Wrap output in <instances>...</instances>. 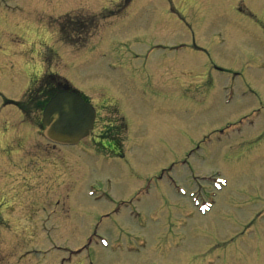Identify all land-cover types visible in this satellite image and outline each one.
<instances>
[{
  "label": "rangeland",
  "instance_id": "rangeland-1",
  "mask_svg": "<svg viewBox=\"0 0 264 264\" xmlns=\"http://www.w3.org/2000/svg\"><path fill=\"white\" fill-rule=\"evenodd\" d=\"M129 1H35L36 9L46 4L43 19L82 11L91 21L85 35L51 42L47 19L29 22L26 3L0 0V264H169L181 252L186 264H264V216L244 232L264 209V0H132L124 7ZM116 6L122 12L112 14ZM21 17L24 42L15 29ZM163 24L170 30L162 38ZM138 34L150 46L184 47L161 51L174 65L168 80H156L170 95L165 109L145 99L124 111L133 129L121 159L98 160L81 144L52 147L3 106L36 83L34 72L49 70L96 99L107 93L108 117L123 115L127 87L108 68L115 46L106 40L128 42L116 49L119 60L127 48L146 53L149 45L130 40ZM34 39L49 46L39 68ZM99 82L109 87L98 89Z\"/></svg>",
  "mask_w": 264,
  "mask_h": 264
},
{
  "label": "flooded vegetation",
  "instance_id": "flooded-vegetation-1",
  "mask_svg": "<svg viewBox=\"0 0 264 264\" xmlns=\"http://www.w3.org/2000/svg\"><path fill=\"white\" fill-rule=\"evenodd\" d=\"M35 1H38V0H21V3H26L28 7V16L25 15L23 17H29V19L31 20L29 22H37V23L39 22L41 23L44 19H47L49 23L46 25H43V30L46 33H50V34L52 33V35H55V40L51 42H56V38H59L58 41L60 42H63V40L69 41V40H73L76 35L77 37H80L86 34L87 26L88 24H90L91 21L89 18H86L85 15H81L82 11L78 12L77 14H69V15L66 14L62 18H57L54 21L52 19L47 18L46 16H44V19H43L42 10L46 9L44 8L46 4L40 7L39 9H36ZM46 1H47L46 3H48L49 0H46ZM131 1L132 0H130L127 4L126 3L123 4L124 7H126ZM54 6L55 4L54 5L51 4L49 8H52ZM119 10L120 9L116 6L114 11H111V13L117 14L118 12H122V9L121 11ZM120 16L122 17L123 15H120ZM23 17L19 18L20 20L17 18L18 21H17V25L15 26V29L20 32L17 34L22 36L21 40L24 42L25 36L23 35H24L25 30H24L23 24L21 23V19ZM152 17H153V20L156 19V15H152ZM163 25L165 26H162L161 28L163 29L160 30L159 32V35H162L161 36L162 38L166 35V32H169L170 30V27L168 25L166 24H163ZM180 26H182V32H183L184 30L183 28H185L186 25L183 24ZM53 27H55L54 30H53ZM262 27H264V25H262ZM0 30H1V27H0ZM163 31H166L165 34L163 33ZM40 35H38L39 38H40ZM104 37L105 36H100L101 39L100 40L95 39L93 43L94 44L100 43L101 41H103ZM117 38L119 37L118 36L109 37L106 41L112 43ZM142 39H148V41L150 40L148 36L139 35V34L135 35L133 38H130V40H132L134 44L136 43H139L142 45L149 44L148 42L142 41ZM35 41L37 40L34 39V42H31V43L34 44V47L38 48L37 43ZM42 43L44 44L43 41L39 42L38 52L35 51L34 53L35 55L38 53L39 58H40V62H38L37 68L43 65L42 58L44 57L42 53H43L44 46L45 47L47 46V48L49 47L46 43L44 45ZM85 43H87L88 45L91 43V41H86ZM116 43H121V46H123V45H126L128 42H126V40L123 39V40L117 41ZM152 44H151L152 49L149 50L146 57L139 56L137 53H134L133 51H129L128 53L129 55L125 53L124 57L119 58V60H116L115 57L114 59H111L114 63H110V67L112 69H116V71L119 73L121 77L120 78L121 82L127 87L125 88L126 91L121 95V97H119L120 105L122 108H124V110L122 111L123 115L121 116L119 115L117 118H115L116 116L111 114L110 118L108 117V114L106 113V111L109 107L108 106L109 100L107 101L105 100L107 98L106 92H105L106 94H101L102 93L101 91L100 94H97L96 95L97 99L94 96H91L85 93L84 90H82V92L80 93L81 97L85 101L89 102L95 110V119L93 122V128L85 139H87L88 144H91L92 146L99 145L101 148V152L104 153L105 157L107 158L123 157L124 153L122 150H120L122 148L121 145H123V142L125 141L124 139L125 137H127L126 133L130 131V128L133 129L132 125L130 126L129 124V120H127L129 119L127 114L124 112V111H127V109L132 108L134 102L132 100V97L130 96L132 94L137 93L138 91V80H135L132 77V75L138 74V73H141V74L146 73L145 81L151 85L152 92L154 94H161V90H162L161 86L156 82V80L158 79L168 80L169 76L174 73V72L170 73L171 65H169V63L166 62L167 58L165 59L161 53V51H164V54L166 51L170 52L171 51L170 46H168L167 43H164L162 41H158L155 44L153 42ZM178 44H179L180 49L184 47L183 42H179ZM27 48L31 50L30 47L27 46ZM44 54H47V56L50 55L48 51H46V53ZM150 55H155L154 59L149 60ZM174 61L172 62L174 63ZM179 63L180 62H175L176 65H178ZM32 67L35 70H37L36 64L32 65ZM211 67H212L211 69H215L221 72L220 67L217 66L216 64L214 63L211 64ZM171 69L174 70V65L172 66ZM221 73H224V72H221ZM29 74L30 73H28L27 75ZM178 74L179 73H177V75ZM235 74H238V72ZM32 75L38 76V79H36L37 80L36 83H33V80L31 79V83L25 86V89L22 92L21 99L19 97V100H14L10 104H12V107L18 112L20 116V122L25 121V126L29 125V127L34 129L35 132L37 131L41 132V129H42L41 114H42V109H43L45 102L53 94L60 91L62 87L66 85V83L62 80H59V78L55 76V74L49 70L39 71V74H36L34 72V74ZM175 77L177 76L175 75ZM103 78H106V77L102 76V79ZM95 84L98 89L100 85H102L104 90L107 89V86H108L105 83H101V82L95 83ZM69 89L71 90L72 88L69 87ZM162 91L165 92V90H162ZM102 100L103 101L105 100V102L103 103ZM118 113L120 112H118L117 110H114V114L117 115ZM126 140L128 139L126 138ZM260 213L264 214L262 211H260L259 214ZM255 218L254 217L252 218L253 222ZM198 231H199V228L195 227L194 234L197 235L196 233H198ZM199 247L200 245L197 246V249H199ZM180 254L182 255V258H179V261L176 264H186V253L181 252Z\"/></svg>",
  "mask_w": 264,
  "mask_h": 264
},
{
  "label": "water",
  "instance_id": "water-1",
  "mask_svg": "<svg viewBox=\"0 0 264 264\" xmlns=\"http://www.w3.org/2000/svg\"><path fill=\"white\" fill-rule=\"evenodd\" d=\"M92 119V108L78 95L60 92L44 108V135L59 143H72L86 135Z\"/></svg>",
  "mask_w": 264,
  "mask_h": 264
},
{
  "label": "bare ground",
  "instance_id": "bare-ground-1",
  "mask_svg": "<svg viewBox=\"0 0 264 264\" xmlns=\"http://www.w3.org/2000/svg\"><path fill=\"white\" fill-rule=\"evenodd\" d=\"M162 29H163V28H162ZM210 232H212V230H210ZM179 258H182V255H181V254H179V255H175V256L172 258L171 262H169V264H175V263H177V262H175V261L178 260Z\"/></svg>",
  "mask_w": 264,
  "mask_h": 264
}]
</instances>
